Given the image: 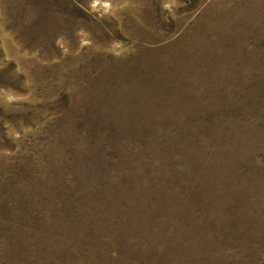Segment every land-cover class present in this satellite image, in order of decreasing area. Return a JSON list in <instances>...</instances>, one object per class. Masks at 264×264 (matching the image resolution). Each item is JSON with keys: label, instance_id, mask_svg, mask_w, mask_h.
Listing matches in <instances>:
<instances>
[{"label": "rangeland", "instance_id": "1", "mask_svg": "<svg viewBox=\"0 0 264 264\" xmlns=\"http://www.w3.org/2000/svg\"><path fill=\"white\" fill-rule=\"evenodd\" d=\"M0 264H264V0H0Z\"/></svg>", "mask_w": 264, "mask_h": 264}]
</instances>
